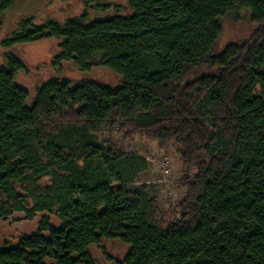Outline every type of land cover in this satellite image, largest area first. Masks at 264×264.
<instances>
[{"label": "trees", "instance_id": "16d2710c", "mask_svg": "<svg viewBox=\"0 0 264 264\" xmlns=\"http://www.w3.org/2000/svg\"><path fill=\"white\" fill-rule=\"evenodd\" d=\"M15 0H0V19ZM131 14H88L36 26L5 49L59 40L53 66L102 67L118 86L54 78L34 104L16 84L24 63L0 69V222L18 213L37 234L0 248V264H99L105 240L129 247L115 264H264V0H128ZM246 10L257 26L242 46L220 53L222 20ZM111 124L161 146L182 148L188 171L181 217L163 225L147 187L128 191L149 162L98 144ZM49 181L48 186L43 183ZM118 184L116 191L112 186ZM47 234V235H46Z\"/></svg>", "mask_w": 264, "mask_h": 264}, {"label": "rangeland", "instance_id": "374dc122", "mask_svg": "<svg viewBox=\"0 0 264 264\" xmlns=\"http://www.w3.org/2000/svg\"><path fill=\"white\" fill-rule=\"evenodd\" d=\"M88 14L90 21L106 20L117 15L131 14L128 0H15L13 7L0 19V69L7 67L5 55H16L26 66V71L19 73L16 84L28 91V106H32L39 87L51 79H68L75 87L84 80L92 79L106 85L118 86L119 78L110 70L97 67L91 73H82L73 63H64L60 68L53 66V61L60 52L59 40H45L5 49L4 40L10 38L18 30L20 23L33 19L36 26L48 21L65 22L70 18ZM223 33L218 43L220 53L230 45L247 43L257 31L251 15L246 10L228 13L222 20ZM98 144L105 148H113L126 155L134 154L149 162V170L139 180L127 187L135 192L142 186L147 187L150 198L156 202L158 220L163 224L177 221L181 217L179 205L186 196L185 182L193 178L197 169L188 171L182 161V148L175 142L161 146L160 143L147 137L133 127L124 130L111 124L99 136ZM49 181L43 183L48 186ZM120 185L112 186L114 191ZM50 216L54 227L59 228L61 222L53 215L39 214L33 221H27L26 215L18 213L7 221L0 222V248L16 246L24 236L37 234L40 222ZM47 235V234H46ZM129 247L119 240H105L91 249L93 257L99 264H115L123 261ZM48 263H53L49 261Z\"/></svg>", "mask_w": 264, "mask_h": 264}]
</instances>
